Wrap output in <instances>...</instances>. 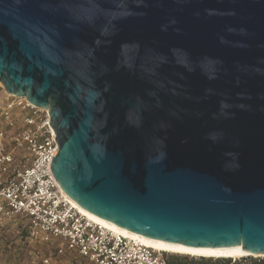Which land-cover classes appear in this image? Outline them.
I'll list each match as a JSON object with an SVG mask.
<instances>
[{"label": "water", "instance_id": "1", "mask_svg": "<svg viewBox=\"0 0 264 264\" xmlns=\"http://www.w3.org/2000/svg\"><path fill=\"white\" fill-rule=\"evenodd\" d=\"M0 83L88 212L264 255V0H0Z\"/></svg>", "mask_w": 264, "mask_h": 264}, {"label": "built area", "instance_id": "2", "mask_svg": "<svg viewBox=\"0 0 264 264\" xmlns=\"http://www.w3.org/2000/svg\"><path fill=\"white\" fill-rule=\"evenodd\" d=\"M49 123L47 110L0 83V219L23 220L28 240L55 244L58 257L81 264H170L166 252L125 238L71 203L51 171L59 149Z\"/></svg>", "mask_w": 264, "mask_h": 264}, {"label": "rangeland", "instance_id": "3", "mask_svg": "<svg viewBox=\"0 0 264 264\" xmlns=\"http://www.w3.org/2000/svg\"><path fill=\"white\" fill-rule=\"evenodd\" d=\"M4 96L5 94L2 95ZM47 258H51L50 264H81L69 256L58 257L55 244H42L28 240L27 224L23 220L0 219V264H44L43 261ZM167 258L188 260L189 263L200 262L202 259L174 254L167 255ZM254 259H264V257Z\"/></svg>", "mask_w": 264, "mask_h": 264}, {"label": "bare ground", "instance_id": "4", "mask_svg": "<svg viewBox=\"0 0 264 264\" xmlns=\"http://www.w3.org/2000/svg\"><path fill=\"white\" fill-rule=\"evenodd\" d=\"M65 195L77 209H79L85 216L92 219L93 221L114 230L115 232L123 235L125 238L135 240L138 243L144 244L158 251L166 252L167 254L169 253V254L181 255V256L214 258V259H232V260H238L248 257H254V258L264 257V255H253L250 253L243 252L241 247L228 248V249H214V250L196 249V248L184 247L173 244H164L159 241L146 239L88 212L87 210L82 208L79 204H77L74 200H72L67 194Z\"/></svg>", "mask_w": 264, "mask_h": 264}, {"label": "trees", "instance_id": "5", "mask_svg": "<svg viewBox=\"0 0 264 264\" xmlns=\"http://www.w3.org/2000/svg\"><path fill=\"white\" fill-rule=\"evenodd\" d=\"M168 259V258H167ZM212 260L216 259H205L202 258L200 262H191L189 263L188 260H181L179 258H174L169 260L170 264H264V259H254L252 257L249 258H242L239 260H232V259H217L215 262Z\"/></svg>", "mask_w": 264, "mask_h": 264}]
</instances>
